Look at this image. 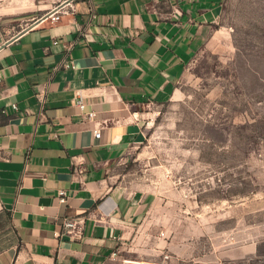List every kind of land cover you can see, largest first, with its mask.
<instances>
[{"label": "crops", "instance_id": "0c3cea01", "mask_svg": "<svg viewBox=\"0 0 264 264\" xmlns=\"http://www.w3.org/2000/svg\"><path fill=\"white\" fill-rule=\"evenodd\" d=\"M226 2L0 0V264L180 263L153 202L113 176L143 140V111L174 99ZM57 5L66 13L52 22Z\"/></svg>", "mask_w": 264, "mask_h": 264}, {"label": "rangeland", "instance_id": "374dc122", "mask_svg": "<svg viewBox=\"0 0 264 264\" xmlns=\"http://www.w3.org/2000/svg\"><path fill=\"white\" fill-rule=\"evenodd\" d=\"M224 11L113 176L153 202L179 264H264V0Z\"/></svg>", "mask_w": 264, "mask_h": 264}, {"label": "built area", "instance_id": "2783aa9c", "mask_svg": "<svg viewBox=\"0 0 264 264\" xmlns=\"http://www.w3.org/2000/svg\"><path fill=\"white\" fill-rule=\"evenodd\" d=\"M66 11L64 10V7L62 5H57L47 16L50 18L52 22H57L61 19V16L65 14ZM94 17V16H93ZM54 45L58 44V41L53 42ZM64 67L67 69L74 68V65L72 62H67L64 64ZM2 82V77H0V83ZM77 105L79 106L80 110L83 112L84 118L86 120H92L95 116V113L93 111L91 112H85V104L83 100H79L77 102ZM101 134L100 132H95V137L100 138ZM59 199L61 203H65L67 201V194L65 191H59ZM66 228L68 231H73L75 228V222L69 221L65 223ZM163 235V234H162ZM169 256L165 255L161 261H154V260H122L120 264H165L166 260Z\"/></svg>", "mask_w": 264, "mask_h": 264}]
</instances>
